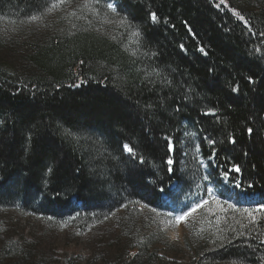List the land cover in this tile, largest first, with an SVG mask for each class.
I'll return each instance as SVG.
<instances>
[{"label": "trees", "instance_id": "obj_1", "mask_svg": "<svg viewBox=\"0 0 264 264\" xmlns=\"http://www.w3.org/2000/svg\"><path fill=\"white\" fill-rule=\"evenodd\" d=\"M64 1L82 23L33 46L24 74L0 66V210L90 227L209 200L190 264H264V0ZM57 2L0 0V19ZM140 247L102 264H153ZM22 250L5 264H37Z\"/></svg>", "mask_w": 264, "mask_h": 264}, {"label": "rangeland", "instance_id": "obj_2", "mask_svg": "<svg viewBox=\"0 0 264 264\" xmlns=\"http://www.w3.org/2000/svg\"><path fill=\"white\" fill-rule=\"evenodd\" d=\"M110 3L116 10L117 3L113 0ZM71 4L67 1L57 2L35 19L20 23L0 19V66L19 75L29 70L28 58L33 46L47 43L62 28H73L74 23L81 18L78 11L86 14L83 7ZM208 187L211 195L216 198L218 190L213 184ZM192 206L168 211L145 206H141L138 211L120 210L90 227H55L31 214L2 209L0 263L4 261L5 264L7 256L10 258L11 255H17L24 248L25 251L31 249L34 252L37 264H102L104 260H117L131 248L145 244L148 247L146 257H152L153 251H157L158 257L153 264H190L192 253L188 249L187 240L195 227L204 224V221H200L201 208L186 221L177 223L175 217L189 211ZM1 253L5 258L1 257Z\"/></svg>", "mask_w": 264, "mask_h": 264}, {"label": "snow or ice", "instance_id": "obj_3", "mask_svg": "<svg viewBox=\"0 0 264 264\" xmlns=\"http://www.w3.org/2000/svg\"><path fill=\"white\" fill-rule=\"evenodd\" d=\"M60 2L63 3L64 0H60ZM220 2H221V3H224V0H220ZM53 6H55V5H53ZM107 7H108L109 9H112L113 11H115V7H114L113 4L110 3V4L107 5ZM237 15H239V13H237ZM33 19H35V17H33ZM151 19H152L153 22H155V21L157 20V16H156L155 13H152V14H151ZM240 19L243 20L244 17H243V16H240ZM201 51H203V49H201ZM235 90H236V89H234V91H235ZM252 131H253V130H252L251 128L248 129L249 134H251ZM210 143H215V142H214V141H210ZM232 143H235V140H234V139L232 140ZM168 148H169V151H170V152L174 150V146L172 145L171 140H169ZM123 149H124L125 151H127L128 153H130V154H133V153H134V148H133L132 146L128 145V144H124V145H123ZM141 162H143V161H142V158H141ZM167 164H168V166H169V167H168V171L171 172V171L173 170L171 166L174 164V161H173V159H172L171 157L168 158V160H167ZM233 171H235V172H240V168H239L238 166H234V167H233ZM51 173H52V168L49 167V168L47 169L46 175H50ZM227 175H228V173L225 172V178H227ZM205 179H207V177H205ZM237 186H239V185H237ZM209 196H210V199L212 200V202L216 203L217 206L219 207V206H220V205H219V201L216 200L215 196H212V195H211V192H209ZM208 204H209V200H202L201 202H198L197 204L193 205V206L189 209V211L184 212V213H182V214L179 215V216H176V217H175L176 222H177V223H180L181 221H186L187 218L190 217V216H192L193 213H195L198 209H200V208H204V207H206ZM229 207H231V208H233V209L235 210V205H230ZM262 210H264V205H262L260 209H256V210H253V211H262ZM237 211H242L244 214L248 215L252 220L255 219V218L253 217L252 212H249L248 209H242V210H237ZM169 215H171V213H169Z\"/></svg>", "mask_w": 264, "mask_h": 264}, {"label": "water", "instance_id": "obj_4", "mask_svg": "<svg viewBox=\"0 0 264 264\" xmlns=\"http://www.w3.org/2000/svg\"><path fill=\"white\" fill-rule=\"evenodd\" d=\"M212 115H215V113H212Z\"/></svg>", "mask_w": 264, "mask_h": 264}]
</instances>
